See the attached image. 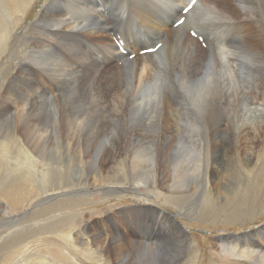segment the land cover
<instances>
[{"label":"bare ground","instance_id":"obj_1","mask_svg":"<svg viewBox=\"0 0 264 264\" xmlns=\"http://www.w3.org/2000/svg\"><path fill=\"white\" fill-rule=\"evenodd\" d=\"M188 1L48 0L40 7L39 0H0V48L5 50L12 39L16 40L15 47H22L17 46L16 53L9 55L15 62L14 72L5 75L10 80L0 97V113L13 108L21 111L12 120L25 127L22 121L27 122L28 110L45 108L60 127L59 138L78 142L80 165L94 173L91 178H83L80 185L62 183L64 176L56 173L53 183L52 170L47 168L40 182L32 160L39 147L22 129L24 144L30 150L26 158L29 175L17 179L29 184L32 177L41 185L39 190L46 184L50 187L41 193H24L20 187L23 184L14 179L3 196L14 199L15 207L23 196L27 197L22 202L27 203L22 211L31 213V208L43 210L53 201L57 206L75 201L73 196L82 198L81 204L89 197L100 196V192L120 197L142 194L139 189L144 188L146 201L163 197L179 213L172 215L144 206L143 214L171 217L169 235L176 234L182 240L176 236L174 240L191 249V234L179 223V216L207 222L226 210L230 217H223L224 221H232L229 218L239 204L228 195L233 185L230 180L250 179L255 140L263 135L264 143V124L259 125L264 122V0H198L185 22L176 27ZM33 3H40L39 9L24 28L26 36L19 38L14 24L21 11H29ZM192 29L204 37L206 48L191 36ZM111 35L122 36L124 47L135 54L132 60L120 52ZM74 41L90 45V57L80 45L74 46ZM157 42L163 44L156 52L140 53ZM57 90L64 91L63 96L55 97ZM83 98L89 101L80 105ZM173 112L175 118L171 117ZM78 128L86 131L77 132ZM194 132L201 141L194 139ZM250 135V142L243 145L242 139ZM115 140V148L109 150ZM36 154L39 161L44 160ZM121 158L117 169L129 164L133 170H140V182H130L122 177L124 171L107 167ZM223 160L237 165L226 176L222 173ZM200 174L206 189L217 181L216 192L187 208L183 204L197 190L194 180ZM216 206L220 207L214 210ZM103 233L99 231L93 238L100 251L106 250V241L112 239L120 248L118 255L132 249L140 251L143 260L146 255L152 262L157 259L161 247L149 241L135 242L124 234L116 241L113 234ZM255 233L261 240L245 249L226 245V236L220 235L210 255L225 264H264V227L239 237L250 239ZM178 249L181 251V247ZM177 259L154 264H179Z\"/></svg>","mask_w":264,"mask_h":264},{"label":"rangeland","instance_id":"obj_2","mask_svg":"<svg viewBox=\"0 0 264 264\" xmlns=\"http://www.w3.org/2000/svg\"><path fill=\"white\" fill-rule=\"evenodd\" d=\"M39 2L41 5L40 3H33L29 11H21V15L17 17L14 24V33L17 37L24 38L26 36L24 28L36 15L39 5L40 7L46 5L48 0H39ZM15 43L16 40L12 39L5 50L0 48V97L4 94L6 84L10 80L5 75L14 72L12 67L15 62L12 61L11 57L9 58V55L16 53L17 46L22 49L19 44L15 47ZM79 45L84 53L90 57L93 52L91 46L87 43L74 41V46L79 47ZM143 46L145 44L140 47ZM3 76H5L4 79ZM63 94L64 91L62 90L54 92L55 97L63 96ZM88 101L89 98H83L80 100V105H84ZM27 112V122L22 121L26 123L25 127L23 124H19L20 121L14 122L12 120L14 116L22 114L21 111L13 108L0 113V264H147L146 259H150L148 264H154L160 261L171 262L174 258H178L176 262H179V264H225L220 262L222 259L218 260V257L213 258L210 255V250L214 244L219 242L220 235L226 236L223 241L226 245H236L235 247L239 249L251 247L250 244L260 239L259 234L256 233L250 239L248 237L241 238L239 235L264 227L263 135L258 136L260 138L255 140V151L249 169L251 170L250 179L248 181L241 179L239 182L233 178L230 180L233 185L230 187L228 195L232 198V202L239 204L235 215L232 216L233 218H229L232 221L228 219L224 221L223 217H230L226 210L218 218L207 222L187 219L184 216L178 217L179 223L191 234L194 247L191 249L187 248L185 243L176 242L174 236L179 238L176 234L169 235L171 217H153L152 215L145 216L143 214L144 211H141V209L144 206H151L172 215L179 213V210L165 201L163 197H154L151 199V203L146 201L147 190L144 188L139 189L142 194L128 193L120 197H109L104 195V192L98 191L100 196L89 197V201L84 203L83 200L81 204L82 198L73 196L75 201L71 200L58 206L53 201L49 208L43 210L40 207L31 208V213L26 210L22 211L27 203L26 201L22 202V199L27 197L23 196L20 200L21 204L15 207L14 199L5 198L3 192L14 179L28 177L29 175V165L26 158L30 150L24 144L23 136L25 135L22 133V129H26L23 132H28L30 139L34 141L32 143L39 147L32 154L35 155L32 160L35 161L33 164L40 182H42V172L47 168L52 170L51 180L53 183L57 180L56 173L64 176L62 183L76 185H80L79 183L83 182V178H91L94 174L90 172L88 166L89 172L80 165L82 153L78 142L72 141V139L59 138L58 129L60 127L54 124L48 110L38 107ZM165 115L167 116L166 113ZM171 117L175 118L174 112ZM262 124L264 122L259 125ZM15 127L18 129L17 131L14 129ZM81 128L88 129L87 126ZM81 128H78L77 132L86 131L80 130ZM192 135L195 136L194 139L201 141V137L197 136L196 132ZM104 137L106 138V136ZM249 138H252V136L242 139L243 145L250 142ZM116 140L113 147L108 146L109 150L115 148ZM148 143L149 141L146 139L145 146H148ZM258 144L260 145L259 149ZM81 146L83 150L86 149L85 143H82ZM25 149L27 153L24 152ZM36 152L41 154L44 160L39 161ZM122 159L114 160L107 167L113 166L115 171H124L122 177L128 178L130 182H140L142 176L140 170H133L129 164L125 168L122 165L123 168L120 171L117 169L121 165L120 161ZM223 162L222 173L225 176L237 166H231L228 160H223ZM201 177L202 174L194 180L198 184L196 185L197 190L194 195L186 200V203L184 202L183 206L190 208L195 202L197 204L204 202L203 198L205 199L207 194L213 195L216 192L217 187L214 184H217V181L210 185V189H206L203 185L206 186L207 183H203ZM30 181L31 183L26 184L22 179H17V182L23 184L20 187H22L24 193L29 190L33 194L41 193L44 189L50 187L46 184L42 190H39L41 185L37 181H33L32 177ZM55 185H58V183ZM206 200L210 202L208 198ZM216 202L219 203V200ZM218 207L220 206L214 207V210H217ZM99 231L104 232L105 236L113 234L116 241L119 238L118 235L121 234L126 235L128 240L134 239L135 242L139 240L147 243L149 241L148 243H152L155 247H161L158 248L157 259L152 262V257L146 255L143 260L142 253L140 251L134 252L132 249L118 255L116 252L120 248L113 245L112 239L106 241L105 246L107 249L100 251L101 247L93 241ZM66 233L69 234L66 236ZM87 239L90 242L89 244H86L85 240ZM179 240L181 241L182 238H179ZM84 241L85 243H83ZM179 247H181V251L178 249ZM99 252H102V255ZM235 261L237 262L238 259Z\"/></svg>","mask_w":264,"mask_h":264},{"label":"snow or ice","instance_id":"obj_3","mask_svg":"<svg viewBox=\"0 0 264 264\" xmlns=\"http://www.w3.org/2000/svg\"><path fill=\"white\" fill-rule=\"evenodd\" d=\"M185 11H187V9H185ZM181 23H182V21H181Z\"/></svg>","mask_w":264,"mask_h":264}]
</instances>
